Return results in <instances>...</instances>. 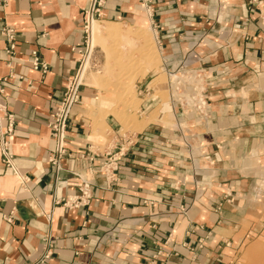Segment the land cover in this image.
<instances>
[{
    "label": "crops",
    "instance_id": "0c3cea01",
    "mask_svg": "<svg viewBox=\"0 0 264 264\" xmlns=\"http://www.w3.org/2000/svg\"><path fill=\"white\" fill-rule=\"evenodd\" d=\"M88 4L0 0V133L12 125L9 165L0 151V264H37L47 244L43 264H226L256 226L247 217L255 205L242 197L251 189L241 194L229 178V158L263 145V94L256 83L235 85L264 78V0H106L97 21L150 27L165 69L195 74L189 91L208 113L194 116L171 96L170 125L124 129L101 111L99 90L83 85L68 123L70 156L57 170L48 124L80 68ZM5 26L16 31L15 59L4 50ZM32 51L46 73L31 68ZM147 79L137 90L149 116L160 101ZM106 155L118 158L110 177L99 169ZM83 183L87 203L65 205Z\"/></svg>",
    "mask_w": 264,
    "mask_h": 264
},
{
    "label": "rangeland",
    "instance_id": "374dc122",
    "mask_svg": "<svg viewBox=\"0 0 264 264\" xmlns=\"http://www.w3.org/2000/svg\"><path fill=\"white\" fill-rule=\"evenodd\" d=\"M220 4L222 5V2ZM97 24L104 28L107 23L97 21ZM119 25L120 34L112 37H99L97 45L94 48L91 46L92 53L86 60L88 40L90 47L92 33L90 34L91 39L88 37V33H85L80 69L83 85H91L99 90L101 95L99 101L103 105L101 111L113 113L124 129L139 130L147 125L148 121L154 119L162 120L170 125L171 96L179 98L180 101H188L194 73L176 72L175 74L179 78L170 77L164 67L151 28L147 26L142 28L138 25ZM142 45L148 49L150 56L144 57ZM87 61L89 64L84 68ZM147 61H152V65L149 66ZM108 64L113 66L109 68ZM147 77V82L151 81L149 82L150 91L153 90L160 101L155 110L154 108L149 109L148 112L153 110L149 116L148 113L140 114L141 99L137 90V80ZM255 83L257 84L255 88L262 92L264 97V78L262 77L259 79L250 76L239 82L238 86L235 85V88L241 89L245 85L247 89H253ZM128 84L127 95L116 94L119 92V88ZM262 121L264 123V118ZM93 123L94 133L104 136L103 123L100 120H94ZM262 134V146L246 150L244 155H237V152L233 150L229 158L231 169L232 167L234 169L229 173V178L236 182L235 185L241 189V194L251 189L250 194L242 195V197L255 205L256 213L252 215L248 213L247 217H251L256 226L248 230L247 237L238 245L236 252L229 254L226 264H263L264 262V129ZM213 198L217 201L215 197Z\"/></svg>",
    "mask_w": 264,
    "mask_h": 264
},
{
    "label": "built area",
    "instance_id": "2783aa9c",
    "mask_svg": "<svg viewBox=\"0 0 264 264\" xmlns=\"http://www.w3.org/2000/svg\"><path fill=\"white\" fill-rule=\"evenodd\" d=\"M106 3V0H89L88 7L83 10L82 17L84 22V28L87 29L89 19H99L102 15V9ZM87 30H85V33ZM1 35L6 42L5 53L10 59H15L17 57V43H16V31L14 28L5 26L1 29ZM86 50V48H85ZM29 63L31 68L35 71H40L42 73H46L48 70L47 64L39 57L37 51H32L30 54ZM10 65L9 63L7 64ZM81 62L80 68L75 75L67 80V83L64 87L62 97L57 104L51 120L48 124L49 136L54 143V150L52 154L49 156V162L56 167L57 170H61V159L65 156L69 157L70 154L67 150V129L68 123L71 116L72 109L74 105H76L79 101V93L80 88L83 86L82 82V72ZM180 73V68L174 70H167V73L170 77L175 78L173 75L175 73ZM190 72V71H189ZM195 75V74H194ZM5 80V79H3ZM193 90L191 94H189L188 101L182 100V105H184L189 113L194 116H198L199 118H205L208 113V107L206 101L198 95L197 91ZM2 92V90H0ZM183 98V97H181ZM0 108L2 106L0 105ZM12 138V125L9 124L1 133H0V151L2 155V162L5 165L8 164V148L11 143ZM117 161L115 155H106V158L100 165V170L104 173L106 177L110 173H115L117 170ZM74 176L79 177L75 173H71ZM58 182V179H56ZM88 183H83L82 188H79V194L74 198L68 199L64 201V204L69 206L70 208H78L79 206L85 205L89 200L90 196L88 194ZM7 222H10V216L6 218ZM51 246L46 245L45 251L42 257L39 259L37 264H43L44 261L51 255Z\"/></svg>",
    "mask_w": 264,
    "mask_h": 264
},
{
    "label": "bare ground",
    "instance_id": "6f19581e",
    "mask_svg": "<svg viewBox=\"0 0 264 264\" xmlns=\"http://www.w3.org/2000/svg\"><path fill=\"white\" fill-rule=\"evenodd\" d=\"M107 23V22H106ZM120 25L119 23H107L106 24V27L104 28H101L98 24H97V20L96 19H89L88 21V25H87V33H88V37L90 38V34L92 33V43H91V40H90V47H89V40H88V54H87V57L85 58L88 59L90 58V54L92 53V48L91 46L94 48L97 43H98V39L99 37H112V36H115V35H119L120 34ZM136 36V35H135ZM91 39V38H90ZM144 43V42H143ZM141 46V45H140ZM145 46L142 45V54L144 55V57L146 56H150V53L148 52V49L144 48ZM146 59V58H145ZM147 59H150V58H147ZM148 65L151 66L152 65V61H147ZM89 64V61L86 62L85 64V67L86 68ZM118 64H122V63H118ZM113 65L111 64H108V67L111 68ZM82 72V71H81ZM176 79L178 76L176 75H173ZM184 76V75H183ZM129 77V76H128ZM187 77V76H186ZM179 78V77H178ZM158 79V78H157ZM116 80V79H115ZM128 81V80H127ZM160 81V80H159ZM129 83V81H128ZM158 85V83H157ZM115 86V85H114ZM116 88V87H114ZM118 89V88H117ZM129 89V84L128 85H125L124 87H121L119 88V92L116 94H120L122 93L123 95H127V90ZM159 90V89H158ZM157 90V91H158ZM113 91V90H112ZM164 108V107H162ZM90 138H92L90 136ZM93 140V138H92ZM255 191V190H254ZM264 261V260H263ZM264 264V262H263Z\"/></svg>",
    "mask_w": 264,
    "mask_h": 264
}]
</instances>
